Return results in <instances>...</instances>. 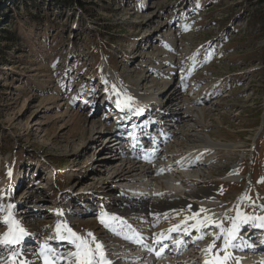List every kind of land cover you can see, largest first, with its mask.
<instances>
[{
    "label": "rangeland",
    "instance_id": "obj_1",
    "mask_svg": "<svg viewBox=\"0 0 264 264\" xmlns=\"http://www.w3.org/2000/svg\"><path fill=\"white\" fill-rule=\"evenodd\" d=\"M75 3L72 7L58 6L53 0H4L0 4V32H6L0 37L12 39L0 40V206L8 193L15 215L34 217L21 218L29 238L39 224L44 225L37 236L42 242L53 239V226L46 225L58 223L59 211L86 217L73 219L81 224L106 214L125 221L129 230L152 232L172 225L174 221L167 220L149 227L148 222L125 212L121 203L125 192H97L99 178L92 186L94 194L82 187V179L93 172L90 165L106 143L99 139L88 144L81 136L92 139L101 131L100 124L114 125L106 102H117L123 91L150 98L157 107L165 95V82L175 86L181 81L182 94L191 105L186 110L191 119H186H198L195 113L202 109L205 122H194L206 125L204 135L238 147L207 158L203 183L197 185L195 195L219 196L226 221L235 218L234 202L239 197L250 214L256 213L258 199L264 200V24L255 17L264 15V3ZM76 114L84 119L85 129L93 122L95 130L69 140L53 138L63 119ZM41 121L47 125H35ZM68 129L65 137L70 135ZM70 140L75 143L71 145ZM85 147L79 156L71 153V149L81 152ZM235 168L239 170L236 181H228ZM82 190L89 192L82 196ZM177 203L160 209L165 212ZM91 211L94 216L87 217ZM116 226L115 232L122 230Z\"/></svg>",
    "mask_w": 264,
    "mask_h": 264
},
{
    "label": "bare ground",
    "instance_id": "obj_2",
    "mask_svg": "<svg viewBox=\"0 0 264 264\" xmlns=\"http://www.w3.org/2000/svg\"><path fill=\"white\" fill-rule=\"evenodd\" d=\"M173 78L174 81H176V77L173 76ZM173 86L174 85H172L171 82H165V95L162 97L160 103L156 102L158 108L161 109L162 107L160 113L161 117L156 116L152 121L153 126L155 128L158 127L157 131L160 128L161 129L160 133L157 134L158 138L156 146L147 148V151L129 152L123 147L124 142L120 143L121 141L118 142L117 146L111 147L109 145L110 143L107 142L110 132L106 129V125L104 124H100L101 131L96 132L92 136V139L86 138V135L81 136L84 139V142L88 144L91 143L94 145L96 142L100 141L99 139H104L106 143L104 144L100 157L95 160L94 164L90 165L93 168V172H91L88 177L82 179V187H88L89 191H91L90 194H94L92 186L99 178V180H101L100 183L98 182L100 187L99 189H96V191L104 189L105 192L102 193L114 195L115 193H119L118 189L123 190L125 194L121 199V203L126 207L125 212H132L137 218L148 222L149 227L150 225L155 226L156 224L163 223V221L166 222L167 220H173L174 223L172 225L164 226L157 231L147 232L140 231L141 229H139V233L143 235L144 240L151 243H155L156 236L161 233L170 235L175 239H185L187 235L184 234V230H187L188 232L191 228L197 226V220L204 215L212 216L216 222L222 223L225 228H231L233 220H236L237 224L240 226V224L243 223L242 216L244 214L251 217H264V200L261 198L258 199L256 204V210L258 211L254 214H250L247 206L244 205V199L239 197L234 202V207L236 209L235 218L232 221H226V217L223 216L224 206L222 205V200L219 196L211 195L203 197L201 195L202 197L200 198L195 195L197 185L203 183V171L209 164L206 163L207 158H212L216 153L219 155L220 151H225L227 153H230L231 151L234 152L238 147L231 144L225 145L215 142L212 137L204 135L203 132L207 130V127L203 123L206 120V116L202 109L199 108L195 113V115L198 116V119H195L193 118L194 116H192V120L193 122L202 120L203 122L200 123H203V125H201L203 129L200 128L201 126H197V123H193L192 120H187L186 118L189 119L191 117L187 114L188 112L186 113L188 105L190 104H188L189 102L187 100L185 101L182 94L183 83L181 81L176 82V85L174 86L176 88L178 87L176 90ZM128 97L131 98L128 104L133 106L132 108H134L136 112L140 111L138 105H152L150 98L148 99L139 96L131 90H126L121 93V103L124 104V101H126ZM202 104L204 103L199 104L193 102V105ZM186 105L187 107H185ZM61 117L64 118L65 114ZM86 120L89 121L87 118ZM63 121L64 123L58 127L53 138L60 137L69 140V138L74 139L78 137V135H84V132H89V130H95L93 122H91L90 128L85 129L82 126L84 119L78 114L69 120L63 119ZM165 122L166 124H164ZM35 125L44 126L47 125V121L36 122ZM162 125L164 126L162 127ZM67 129L70 131V135L65 137L64 135H66V132L64 131ZM48 141H51V138H49ZM69 142L71 145L75 143L74 140H70ZM86 148L87 147L83 148L81 152H79V150L71 149V153L79 156L83 152H86ZM105 153H108L107 156L112 155L114 158L105 156ZM240 174L242 173L240 172ZM237 175H239V170L235 168L227 176V180L230 181L231 179L233 182ZM89 191L82 190V196L86 195V192ZM176 201H178V205L176 206L178 208H168L165 212L160 209L162 205H169ZM9 204H11V202L8 201L7 193L3 201L4 208L2 210V220H4L5 216L8 215V212L11 211V209H8L7 207ZM201 208L208 210L207 213H200V216H197L196 219H192L193 215L198 213ZM169 212L172 213L170 216H168ZM238 212L242 214L241 219H237ZM11 213L19 225L29 233L22 220L24 218L33 219L34 217L30 214L18 216L12 211ZM57 214L61 215L57 224L67 225V227L72 229V231L78 236L91 240L88 233H92L96 239L104 245L107 258L113 262V264H120L121 262H123V264H151L150 261H153L150 258H145L140 255L132 257V254L136 251L133 247L136 246L135 234L137 231H132L128 234L122 232V234H120L109 228H105V226L100 223V219L86 221L82 224L73 222V219L76 217L86 218L75 213V211H59ZM92 216H94V212L91 211L87 217ZM108 217L109 216L107 215L105 219L107 220ZM21 218L23 219L21 220ZM108 222L112 229L116 225L121 226L122 229L124 228L123 224L125 221L123 222L116 219ZM254 222L261 223L260 220H254ZM57 224L48 223L46 225L47 228L53 226V239L44 243H41L37 237L42 234L40 228L44 227V225L39 224V227L37 226V229L34 230L31 234V238H29L31 241H34L27 243V237H25L22 243L17 246L21 253L19 258L31 261L32 264H43L42 259L39 257L40 246L42 244H47L49 247L53 248L56 254L62 253L67 255L70 251H74V245L71 243H58L59 238L56 233ZM0 227H4L0 230V236H3L8 228L5 224L1 226V223ZM174 227L178 228L179 231L169 232V230ZM98 229H100V231H97ZM201 229L199 232L195 231L193 236L197 237L203 232H209V235H205L203 240L197 244L195 248L197 251L189 249L180 253L179 256H173L170 254L167 259L154 260L153 264H203V261L206 258V254L203 250L212 242V233H219V229L211 227H205L203 230ZM62 233L65 236L67 235V232L64 231L63 228ZM126 236L131 237V239H125L124 237ZM25 241L26 243H24ZM233 243L236 247L229 249L234 257L232 264H235L236 261H239V264H264V259L258 255L252 256L250 255L251 253H248L247 251L243 252L244 248H246L245 245L238 244L236 241ZM217 244L219 246L220 242L218 241ZM29 245H33L32 247H34V249L29 250ZM10 251V249H5L0 246V264H4V262L9 259ZM199 251H203L205 256L201 257ZM256 260H258V262H256Z\"/></svg>",
    "mask_w": 264,
    "mask_h": 264
},
{
    "label": "snow or ice",
    "instance_id": "obj_3",
    "mask_svg": "<svg viewBox=\"0 0 264 264\" xmlns=\"http://www.w3.org/2000/svg\"><path fill=\"white\" fill-rule=\"evenodd\" d=\"M131 100L130 97L124 101V106H128V102ZM117 104H121V101L118 100ZM11 175V173H9ZM264 182V181H261ZM8 209H11L13 205L9 204ZM190 207V206H189ZM208 210L201 208L198 213H195L192 219H196L197 216H200V213H207ZM242 214L237 213V219H241ZM106 214H102L100 217V223L109 228L112 231L115 229L111 228V225L108 221L116 220L117 217H108L105 219ZM244 223H247L249 220H260V228H264V217H251L246 214L242 216ZM3 223L7 225V232L0 236V246L5 249H10L9 259L4 262V264H32L31 261L19 258L21 253L18 250V247L24 238L28 235L23 227L12 216L11 211L8 212V215L5 216ZM211 227L219 229V233H212L213 238L212 242L203 250L206 254V258L203 261V264H232L234 260L233 253L229 251L230 248H235L233 241L237 239V232L239 225L236 220L232 221L231 228H225L222 223L216 222L212 216L204 215L199 220H197V226H194L197 232L201 228ZM62 228L67 232L65 236L62 233ZM179 231L178 228L170 229L169 232ZM57 237L61 241H67L74 245L75 250L70 251L67 255L56 254L55 250L49 247L47 244H42L40 246L39 257L42 259L43 264H112V262L107 258L104 245L99 242L92 233H88V236L91 237V240L84 239L78 236L72 229L68 228L67 225H56ZM185 235H191L187 230H184ZM205 235H209V232H203L201 235L197 236V239H203ZM125 239H131V237H124ZM165 240H172L177 248H181L185 241L181 239H175L174 237L161 233L158 234L155 238V244L159 245V248H148V251L154 252L157 258H161L162 254L165 252V249L168 248V244L164 243ZM220 242L219 246L217 242ZM138 244H143L142 238L137 237L135 240ZM235 264H239V261H236Z\"/></svg>",
    "mask_w": 264,
    "mask_h": 264
},
{
    "label": "trees",
    "instance_id": "obj_4",
    "mask_svg": "<svg viewBox=\"0 0 264 264\" xmlns=\"http://www.w3.org/2000/svg\"><path fill=\"white\" fill-rule=\"evenodd\" d=\"M55 3H57L58 6H62L63 4H68L70 7H72V5H75V0H53ZM261 3H264V0H260ZM4 0H0V4L2 3L3 4ZM256 20L260 23H263L264 24V15H258L257 17H255ZM2 33L3 35L6 33V32H0ZM6 35V34H5ZM6 40L7 42H12V39L10 37H6V36H2L0 37V40ZM1 49V48H0ZM0 55H2L1 53V50H0Z\"/></svg>",
    "mask_w": 264,
    "mask_h": 264
}]
</instances>
